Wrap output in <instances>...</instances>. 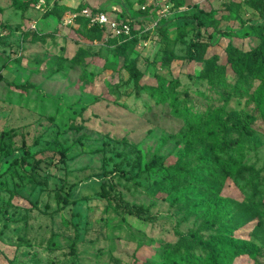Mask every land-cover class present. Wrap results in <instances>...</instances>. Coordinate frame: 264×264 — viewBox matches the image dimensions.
I'll use <instances>...</instances> for the list:
<instances>
[{
  "label": "rangeland",
  "instance_id": "rangeland-1",
  "mask_svg": "<svg viewBox=\"0 0 264 264\" xmlns=\"http://www.w3.org/2000/svg\"><path fill=\"white\" fill-rule=\"evenodd\" d=\"M21 1L0 0V264H167L185 247L200 263V238L253 248L264 264V80L237 88L229 72L226 86L211 85L204 62L188 57L206 38L192 28L196 10L230 30L213 34L222 57L228 40L244 50L261 43L250 31L264 23L258 10L229 11L231 0H182V12H165L174 0H60L70 5L58 18L48 15L55 0L25 12ZM80 3L91 16L133 20L142 38H120L121 47L97 39L103 32L91 17L87 28L78 24ZM159 25L176 54L167 65L154 39ZM27 29L45 41L23 40ZM130 62L161 95L134 84ZM242 109L254 114L250 132L226 120Z\"/></svg>",
  "mask_w": 264,
  "mask_h": 264
},
{
  "label": "trees",
  "instance_id": "trees-1",
  "mask_svg": "<svg viewBox=\"0 0 264 264\" xmlns=\"http://www.w3.org/2000/svg\"><path fill=\"white\" fill-rule=\"evenodd\" d=\"M36 0H24L19 3H17V7L22 12H25L29 9L32 3H34ZM63 2V0H61ZM60 2V0H55L53 2H50L48 5L49 11L48 15H54L58 18L60 17V11L61 10H67L69 9L68 4H63ZM246 3L254 8H256L259 12V15L261 18L264 19V0H231L227 2L226 8L227 10H236L240 4ZM170 7V9H173L174 12L176 11H183L181 8L186 7L185 3L182 0H174L172 2H169L166 4ZM79 11H83L85 8V4L80 3V5L77 8ZM146 9V6L145 8ZM98 12H104V11H98ZM97 13V12H96ZM192 20V28L195 29V31L199 34L200 37L196 40L194 46L196 49H194L189 54V59L191 60H202L204 62V70L201 74V76L208 81L211 85H227V75L229 72L238 75L239 79L236 83V87L239 88V86L242 83V80H260L261 82L264 80V23L260 24H251L250 31H252L254 38L260 39V44L251 48L250 50H244L237 46L232 40H228L227 44L225 45V55L222 57L221 54L215 52L213 49L214 43L213 40L215 39L213 37V34L215 32H220L222 35H226L231 33L230 30H224L219 29V23L220 20H217L214 18V16L204 8H199L190 16ZM130 24L131 28L133 27V20L127 18L123 20ZM90 23V16L85 15L81 16L78 19V24L83 28H87ZM183 23V22H181ZM246 23H249V19L242 22V25H245ZM100 29H102L103 34L95 35L97 39L104 40L107 38L110 41L116 42L118 44V47H121V44L118 43V39L123 40H132L131 42L135 45L137 42L140 41L142 38V34L136 32L135 30L133 34L135 36L127 37L125 35L121 37H117L110 26L108 25H101L97 23ZM95 27V24H94ZM133 29V28H132ZM157 36H154L156 41H160L164 45V52L161 55L160 61L164 63L165 65L172 62L173 59L176 58V54L172 50L171 47H169L168 41L165 37V29L161 25H159L157 28ZM184 33L181 34L183 37ZM213 37V38H212ZM212 38V39H211ZM23 40L30 41V42H44L45 37L42 33L33 30V29H27L23 34ZM200 52L201 54H197ZM80 52L77 53L75 56V60L77 62L81 61ZM128 69L131 78L133 79V82L136 86L142 85L153 97H158L159 91L162 89L160 84H151V83H143V79L146 77V74L144 71L139 68L134 62L128 63ZM249 77V78H247ZM153 79V78H151ZM151 81V80H150ZM142 83V84H141ZM29 82L21 83V84H15L16 88L19 89H26L30 87ZM264 96V86L261 89L260 92ZM257 109H260L262 113H264V97L259 101L257 105ZM255 112V111H254ZM254 114H249L247 110L242 109L238 115H236L234 112H227L226 120L229 122H232L234 126L239 127L241 130H245L246 132H250L249 127V119ZM183 137H186L188 139H197V134L192 133H186L183 134ZM25 160V158L23 159ZM18 161V160H14ZM156 163L155 160L153 162L149 163L147 165L148 168H151ZM237 172L233 169H229L225 171V175H236ZM37 173L35 169L29 173V176L36 177ZM258 196L257 190L252 195V198ZM254 201V200H252ZM263 200L262 198L259 201L254 202L255 207L262 208ZM215 221V220H213ZM214 222H212L213 224ZM211 224V225H212ZM210 226V225H209ZM196 244L202 247L203 252L205 254H201L199 256L200 263H197L193 257H195V253L191 252L188 248L185 247L184 252L182 255L179 256L178 254H172L173 259L169 258L167 259V264H172L177 261H181L183 258L191 262L192 264H234L235 260L237 258L248 256L250 259H252L255 264L261 262L259 257L263 256L261 253H259L257 250L253 248H241L235 245H230L225 242H219L215 241L214 244H211L209 241L204 240L203 238H200L198 241H196Z\"/></svg>",
  "mask_w": 264,
  "mask_h": 264
},
{
  "label": "built area",
  "instance_id": "built-area-1",
  "mask_svg": "<svg viewBox=\"0 0 264 264\" xmlns=\"http://www.w3.org/2000/svg\"><path fill=\"white\" fill-rule=\"evenodd\" d=\"M43 1L45 3V0H40ZM145 8V6H143V9ZM170 7L167 5L165 12L169 11ZM181 9H184V7H182ZM83 13H85L86 15L91 17V22L92 24L94 23H99L101 25H108L111 27V29L113 30L114 34L119 38L123 35L127 36V37H131L132 36V28L130 26V24H128L125 21H117L116 19L108 16L105 12H97L94 14V16H91V13L88 12V9H84ZM69 21L72 22V18L70 17L69 19H67ZM157 24V22H156Z\"/></svg>",
  "mask_w": 264,
  "mask_h": 264
},
{
  "label": "crops",
  "instance_id": "crops-1",
  "mask_svg": "<svg viewBox=\"0 0 264 264\" xmlns=\"http://www.w3.org/2000/svg\"><path fill=\"white\" fill-rule=\"evenodd\" d=\"M68 3H71L72 1H75V0H66ZM68 5H70V4H68Z\"/></svg>",
  "mask_w": 264,
  "mask_h": 264
}]
</instances>
